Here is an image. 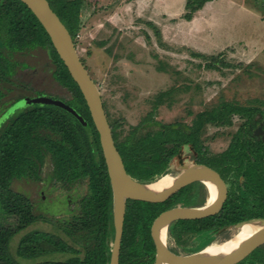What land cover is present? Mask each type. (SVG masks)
Here are the masks:
<instances>
[{
  "label": "trees",
  "instance_id": "1",
  "mask_svg": "<svg viewBox=\"0 0 264 264\" xmlns=\"http://www.w3.org/2000/svg\"><path fill=\"white\" fill-rule=\"evenodd\" d=\"M87 1L92 0H49L71 32L75 44V36L84 24ZM210 1L186 0L182 16L191 20ZM253 4L264 12V0H253ZM39 47L47 50L54 64L52 76L69 94L63 100L75 107L82 118L52 103H35L18 111L0 126V215L12 220V223H6L0 219V264H108L109 242L114 231L113 193L99 132L87 102L46 29L27 4L22 0H0V81L9 80L20 70L27 69L28 63L17 56ZM201 55L206 57V54ZM211 59L208 66L215 67L218 59L215 56ZM41 90L44 89L35 91ZM172 90L158 92L151 102L152 109L124 136L118 132L117 124L111 122L106 110L125 167L138 180L155 181L169 172L184 146L197 153L199 161L214 164V159L206 156L201 138L205 125L212 122L231 125L233 116L239 115L244 119L240 130H246L253 126L258 114H264L261 105L227 100L197 112L191 124L180 120L157 125L147 123L154 120L158 107L167 103ZM3 96L0 91V99ZM244 148L240 152L233 143L223 154L228 162L244 158L252 162ZM48 159L53 165L51 171L55 181L66 187L78 181L87 184L88 192L81 200L82 215L74 217L68 226L45 220L42 214L36 213L31 197L13 188L17 180H41L42 168ZM213 167L229 173L236 171L232 189L223 205L209 216L178 219L170 226L171 234L179 243L199 230L202 233L208 229L210 237L196 247L186 248L190 251L204 247L215 234L238 221L264 217L263 173L255 166ZM239 175L244 176L241 183L237 178ZM173 200L172 197L158 202L127 200L119 264L154 263L156 247L151 226ZM40 224L51 227L43 229ZM15 239L17 246L13 253ZM56 253L66 257L51 256ZM237 264H264V243Z\"/></svg>",
  "mask_w": 264,
  "mask_h": 264
},
{
  "label": "rangeland",
  "instance_id": "2",
  "mask_svg": "<svg viewBox=\"0 0 264 264\" xmlns=\"http://www.w3.org/2000/svg\"><path fill=\"white\" fill-rule=\"evenodd\" d=\"M251 1L212 0L191 20L182 16L186 0L85 2L84 24L75 36L76 46L121 136L148 114L155 95L165 89L173 88L170 98L147 123L180 120L191 124L197 112L227 100L264 107V12ZM212 56L218 59L215 67L208 66ZM17 58L26 61L28 68L10 80L0 81L4 94L0 114L26 95L69 96L52 76L54 64L47 50L39 47ZM37 88L44 90L35 91ZM243 120L234 115L231 125L207 123L201 135L212 150H221ZM191 155L189 146H185L182 157L173 160L170 172L191 160ZM51 170L48 159L41 180H17L13 188L27 193L36 213L45 220L65 226L79 214V201L88 188L83 181L65 187L52 178ZM0 219L12 223L5 215ZM40 227L48 230L51 225ZM235 232L237 229L230 226L215 234L211 242H223ZM167 244L185 252L169 233ZM198 244L197 238H190L184 246ZM16 246L15 239L13 253ZM51 256L66 257L58 253Z\"/></svg>",
  "mask_w": 264,
  "mask_h": 264
},
{
  "label": "water",
  "instance_id": "3",
  "mask_svg": "<svg viewBox=\"0 0 264 264\" xmlns=\"http://www.w3.org/2000/svg\"><path fill=\"white\" fill-rule=\"evenodd\" d=\"M37 16L46 29L58 54L67 66L71 76L79 85L89 107L95 126L99 132L100 143L105 157L113 193L114 238L111 243L109 264H119L120 249L124 229L126 204L128 199L152 202L166 200L182 186L200 180L209 188L213 185L215 195L200 205L174 206L163 210L153 221L151 232L156 247L154 264H237L255 247L264 243V217L256 216L234 223L239 230L242 226L253 229L250 236L232 249L208 251L204 247L191 252L176 253L167 244L170 225L178 219H191L216 212L227 198V186L217 170L211 166L187 160L179 164L180 171L173 182L166 187L155 188V181L145 182L134 178L126 169L123 157L115 143L112 126L107 116L99 86L81 59L74 38L51 7L49 0H22ZM29 103H52L65 108L78 118L82 115L65 100L51 96H26L16 102L2 117L0 123L16 106ZM165 231V240L163 239ZM226 239L224 242H226ZM222 243V242H221Z\"/></svg>",
  "mask_w": 264,
  "mask_h": 264
},
{
  "label": "flooded vegetation",
  "instance_id": "4",
  "mask_svg": "<svg viewBox=\"0 0 264 264\" xmlns=\"http://www.w3.org/2000/svg\"><path fill=\"white\" fill-rule=\"evenodd\" d=\"M26 96H24V97H26ZM24 97L18 98L15 101H13L0 114V117H2L16 102H18L19 100H21ZM0 100H2V99H0ZM33 104H35V103H29V104H26V105H21L19 108L15 109L14 111L12 110L9 113V115L6 116L5 119L0 123V126L4 122H6L9 118L14 116L18 111H20V110H22V109H24V108H26V107H28L30 105H33ZM241 124L239 125V128L235 132L231 133L228 136L227 140L225 139V147L222 148L221 150H216V151L212 150V147L209 146L207 144V142L204 141L203 136L201 135V138L203 140L204 146L206 147V156L210 157V158H213L214 161H215L214 164H210L208 162L199 161L197 159V153L195 154V152L189 147L190 151H191V154H192L191 155V160H193L195 162L205 163V164L211 166L212 168H214L215 170L218 171V173L220 174V176L222 177V179L224 180V182H225V184L227 186V195L230 192V190L232 189V186H233L232 179L236 177V174L234 173L236 171L233 170L231 173H229L223 168H222V170H219V169H217V168H215L213 166H255L256 169L259 172L264 174V114H258L257 115L253 126L252 125L248 126L250 129L240 130ZM233 143L239 149L240 152L242 151L243 147L245 146L244 149L246 151V154H248L251 157L252 162H249L246 158H244V160H242V161L237 159L238 161L235 160L234 162H228L227 161V156L224 155L223 153H225L233 145ZM180 157H182V152H181V156ZM216 160H219V161L217 162ZM46 164H47V161L44 164V166ZM175 168L176 169L174 171V174L176 175V174L179 173L181 168H180V166H176ZM42 170H43V168H42ZM171 170H172V166L170 167L169 172ZM237 178H238L239 183L243 182V180H244V176L243 175H239V176H237ZM79 182H81V181H79ZM170 197H172L174 199L173 203H172V205L170 207H174V206H178V205H182V206L200 205V204L205 203L208 200L209 188L207 187V185L204 182H202L200 180H195V181H192V182L182 186L181 188H179ZM82 198L79 201L80 207H79V214L77 216H81L82 215V206H81ZM170 207H168V208H170ZM112 213H113V206H112ZM207 216H209V215H207ZM191 219H194V218H191ZM73 220H72V222H73ZM72 222H70V224H72ZM113 224H114V218H113ZM68 225L69 224L66 223L65 226H68ZM228 227H230V226H228ZM228 227H226L225 229H227ZM151 228H152V226H151ZM170 229L171 228L169 227V232L168 233L170 235H172ZM225 229H223L222 231H224ZM206 230H208V229L205 228L202 231V233H201V230L195 232L194 235L190 236L186 241L181 242V243L177 242V240L175 239V243H177L179 248H182V250H184L185 252H191L190 250L186 249L188 247L184 246V243L187 242L190 238H197L199 240V244L198 245L202 244V242L205 241L208 238V236L210 237V234H208V231H206ZM114 232H115V228H114V231H113V238H114ZM113 238L109 242V244H110V257H111V243L113 241ZM171 249L174 252H176V253H180L181 252L180 249H177V248H171Z\"/></svg>",
  "mask_w": 264,
  "mask_h": 264
},
{
  "label": "bare ground",
  "instance_id": "5",
  "mask_svg": "<svg viewBox=\"0 0 264 264\" xmlns=\"http://www.w3.org/2000/svg\"><path fill=\"white\" fill-rule=\"evenodd\" d=\"M175 174L173 172H168L161 177H159L153 184L152 187L155 188H162L169 186L173 180H174ZM215 195V190L213 185H210L209 187V200H212ZM253 229L247 228V226H242L237 232L233 234L232 237H230L226 242H218L214 241L211 244L207 246L208 251H219L223 249H232L236 247L238 244L242 243L246 238H248L251 234ZM163 239L165 240V231L163 230Z\"/></svg>",
  "mask_w": 264,
  "mask_h": 264
}]
</instances>
